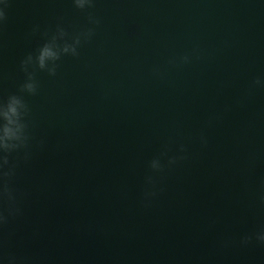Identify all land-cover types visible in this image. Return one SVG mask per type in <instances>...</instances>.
Returning <instances> with one entry per match:
<instances>
[{
    "label": "water",
    "instance_id": "obj_1",
    "mask_svg": "<svg viewBox=\"0 0 264 264\" xmlns=\"http://www.w3.org/2000/svg\"><path fill=\"white\" fill-rule=\"evenodd\" d=\"M0 9V102L26 106L0 264H264V0ZM54 36L76 52L40 68Z\"/></svg>",
    "mask_w": 264,
    "mask_h": 264
},
{
    "label": "clouds",
    "instance_id": "obj_2",
    "mask_svg": "<svg viewBox=\"0 0 264 264\" xmlns=\"http://www.w3.org/2000/svg\"><path fill=\"white\" fill-rule=\"evenodd\" d=\"M74 4L78 8H83L90 0H73ZM4 0H0V4H3ZM4 18V11L0 9V21ZM59 34L63 36L62 30ZM56 37L54 36L52 40L45 43L39 48L37 55L35 56V63L40 68H45L49 62H53L59 58L60 52L75 54V43L73 44L65 43L62 48H58L55 43ZM32 57L29 56L26 61L21 62L23 67L25 64L31 63ZM50 74H54L55 65L48 67ZM22 89L29 93H34L36 90V84L32 79L31 74H29L28 79L22 85ZM26 111V106L22 99L16 95L9 96L6 101L0 102V170L8 164L7 154L21 147L26 140L24 133V124L22 123V116ZM155 166V165H153ZM11 174V168L8 171L0 172L2 176H8ZM0 197H6L9 201H13L14 197L9 191L6 185H0ZM18 209L14 207L9 208V214H14ZM5 217L0 214V223L4 221Z\"/></svg>",
    "mask_w": 264,
    "mask_h": 264
}]
</instances>
